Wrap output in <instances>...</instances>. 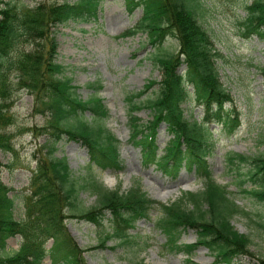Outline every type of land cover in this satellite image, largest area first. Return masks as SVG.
Masks as SVG:
<instances>
[{"label":"trees","instance_id":"obj_1","mask_svg":"<svg viewBox=\"0 0 264 264\" xmlns=\"http://www.w3.org/2000/svg\"><path fill=\"white\" fill-rule=\"evenodd\" d=\"M124 2L129 12L142 8V15L122 35L146 34L154 48L150 57L162 69L160 80L150 78L142 89L125 95L130 140L141 147L146 164H155L173 177L183 167L195 171L203 180V188L185 192L180 201L159 203L139 184L129 190L111 189L92 172L94 165L100 169L123 167L120 140L104 121L109 108L98 93L104 83L101 79L90 82L93 92L88 97L76 91L66 65L57 60L55 28L70 20L97 19L102 0H43L26 7H19L12 0H0V148L17 152L13 134L3 128L13 122V95L21 88L34 95L35 113L46 117L36 127L47 134L32 172V194L24 195L26 216L16 217L12 188L0 178V264H42L48 255L53 264H87L85 248L67 227L68 217L94 223L103 233L100 245L115 239V248L134 242L131 230L140 219L150 218L155 204L162 209L155 225L166 236L165 247L187 253L188 264H196L192 254L200 245L207 246L213 254L212 264H233L236 258L253 254L251 238L232 222L235 214L248 211L239 206L228 185L217 181L208 161L215 143L207 125L222 123L231 133L240 125V115L233 105L232 93L220 79L216 61L221 53L199 20L201 1ZM247 8L242 21L245 34L264 38V0H253ZM169 35L177 37L179 47L176 52L165 54L161 49ZM22 43L31 47L21 48ZM156 84L157 94L142 99ZM187 102L203 106L202 121L186 116ZM227 103L232 106L227 107ZM144 106L152 112L147 120L138 114ZM161 123L170 133L162 149L157 143ZM65 135L82 141L88 148V175H72L66 158L57 155L58 143ZM261 140L264 141V134ZM227 160L231 170L236 171L238 188L264 201V152L253 156L229 152ZM81 189L96 195L92 207L85 208L80 203ZM189 228L196 230V242L182 240ZM17 234L22 236L20 246L9 252L7 240ZM49 240L52 243L48 247ZM136 264L147 263L140 260Z\"/></svg>","mask_w":264,"mask_h":264},{"label":"rangeland","instance_id":"obj_2","mask_svg":"<svg viewBox=\"0 0 264 264\" xmlns=\"http://www.w3.org/2000/svg\"><path fill=\"white\" fill-rule=\"evenodd\" d=\"M12 1L19 7H26L43 0ZM200 1L199 20L221 53L216 61L220 79L232 93L233 105L240 115V125L231 133L221 123L208 124L215 143L208 160L216 179L227 184L239 206L248 211L246 214H235L232 222L251 238L253 254L243 255L233 264H261L264 258V201L239 190L235 182L236 171L231 170L227 154L241 152L253 156L264 152V141L261 140L264 134V38L258 34H245L242 24L248 13L247 6L253 0ZM141 15V8L130 13L124 0H102L97 19L70 20L56 26L57 60L66 65V73L73 77L76 91L82 97H88L93 92L90 82L101 79L104 83V87L98 90L109 107L104 120L120 139L123 168L102 170L93 166L96 177L111 189L129 190L139 184L159 203H169L180 201L187 191L203 188V182L194 171L186 168L181 169L176 177H171L155 165H146L140 147L130 142L129 108L125 95L142 89L150 78L160 80L162 77V69L150 57L154 48L147 35L122 36L137 23ZM20 47L29 49L31 45L22 43ZM178 47L177 37L169 35L161 52H176ZM158 87V84L154 85L141 98L154 97ZM13 99L10 110L13 122L3 129L13 134L17 152L15 154L0 148V178L11 186L15 215L21 218L26 216L24 195L32 194L31 177L37 165L36 157L40 155L38 150L47 138V134H42L36 126L40 127L46 117L35 113V98L28 89L16 90ZM184 105L187 117L202 121V105L192 102ZM226 106L232 104L227 103ZM138 114L144 120L152 117L148 106L141 108ZM86 115L90 116V113ZM169 137L166 124L162 123L157 136L160 147L165 146ZM56 153L66 158L72 175L86 176L90 172L88 149L82 141L71 140L65 135ZM79 201L85 208H90L97 200L95 194L81 189ZM189 207H193L192 204ZM161 214L162 209L156 204L151 209L150 218L140 219L135 229L131 230L136 242L115 248V239H110L105 246L99 245L101 233L94 223L75 216L68 217L66 222L72 236L86 249L87 264H136L140 260L147 264H188L183 252L166 250L165 234L155 225V220ZM196 238L197 232L192 228L182 236L185 242H193ZM21 240L19 234L10 237L7 250H17ZM48 245H51L50 241ZM193 258L196 264H211L214 259L211 251L204 246L194 251ZM42 264L53 263L50 257H46Z\"/></svg>","mask_w":264,"mask_h":264}]
</instances>
